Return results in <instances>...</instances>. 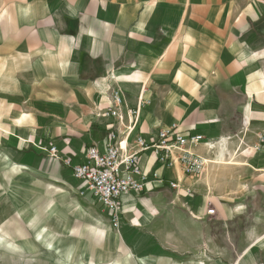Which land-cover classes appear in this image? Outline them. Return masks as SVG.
<instances>
[{"label": "crops", "instance_id": "obj_1", "mask_svg": "<svg viewBox=\"0 0 264 264\" xmlns=\"http://www.w3.org/2000/svg\"><path fill=\"white\" fill-rule=\"evenodd\" d=\"M116 87L126 110L142 95L136 118L103 114ZM134 121L127 150L137 148L135 136L152 143L178 123L203 136L193 149L207 163L193 178L160 166L151 148L137 150L146 181L121 194L114 227L63 160L103 151L110 131ZM5 167L31 170L98 206L90 231L117 241L98 263L263 264L264 230L240 231L247 209L237 200L264 192V0H0ZM239 182L249 187L229 194Z\"/></svg>", "mask_w": 264, "mask_h": 264}, {"label": "rangeland", "instance_id": "obj_2", "mask_svg": "<svg viewBox=\"0 0 264 264\" xmlns=\"http://www.w3.org/2000/svg\"><path fill=\"white\" fill-rule=\"evenodd\" d=\"M13 169V175L9 168L0 169V264H101L97 256L112 257L115 238L104 239L101 232L89 229L91 217L103 214L95 203L31 170ZM234 187L229 194L241 193L249 185L239 182ZM237 187L239 191H231ZM247 195L237 200L247 209L237 220L239 229L243 232L257 224L264 230V192L249 190ZM260 246L264 248V238ZM262 260L264 264V255Z\"/></svg>", "mask_w": 264, "mask_h": 264}, {"label": "built area", "instance_id": "obj_3", "mask_svg": "<svg viewBox=\"0 0 264 264\" xmlns=\"http://www.w3.org/2000/svg\"><path fill=\"white\" fill-rule=\"evenodd\" d=\"M109 102L103 114L121 123L124 112L135 118L142 106V95L139 96L137 106L126 110L123 93L118 87L110 88ZM134 118V119H135ZM136 120V119H135ZM135 121L128 125L124 132L110 131L103 151L96 147H88L84 152V160L71 164L66 158L64 163L71 167L76 178L86 182L88 192L94 196L103 209L110 212L111 224L117 227L120 213L119 199L126 192H140L143 190L146 175L137 162V150L151 148L160 166L177 168L182 175L196 177L206 167V159L196 153L193 147L198 144L203 136L201 134L183 133L178 130V123H173L167 128L158 131L156 140L145 143L141 136H135L133 145L137 147L133 151L127 150V137L129 136ZM123 134L124 137H120ZM123 142L125 144L123 145ZM52 157L58 158V152L54 146L48 149ZM171 187L178 189L180 180L170 183ZM190 191V189H187ZM208 215L215 213V207L208 204Z\"/></svg>", "mask_w": 264, "mask_h": 264}, {"label": "bare ground", "instance_id": "obj_4", "mask_svg": "<svg viewBox=\"0 0 264 264\" xmlns=\"http://www.w3.org/2000/svg\"><path fill=\"white\" fill-rule=\"evenodd\" d=\"M66 264V263H65Z\"/></svg>", "mask_w": 264, "mask_h": 264}]
</instances>
